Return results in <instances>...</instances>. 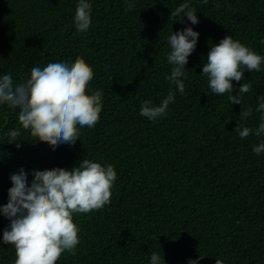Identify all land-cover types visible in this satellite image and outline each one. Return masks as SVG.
<instances>
[{"label":"trees","instance_id":"16d2710c","mask_svg":"<svg viewBox=\"0 0 264 264\" xmlns=\"http://www.w3.org/2000/svg\"><path fill=\"white\" fill-rule=\"evenodd\" d=\"M87 31L74 24L78 0H0V77L14 83L30 78L33 67L74 62L93 69L88 92L103 93L94 127L80 128L74 145L53 149L19 123V108L0 104V205L8 203L10 176L21 168L71 170L82 159L113 165L117 179L110 203L73 214L79 228L76 254L65 251L56 264H151L157 253L165 264H264V142L254 133L240 138L234 129L257 128L264 101V64L244 70L232 95L250 83L241 104L230 93L212 94L202 75L210 46L225 36L264 56V0H88ZM197 12L198 24L170 18L181 3ZM192 27L197 45L185 65L180 93L165 77L173 65L168 37ZM175 93L166 115L150 120L141 105H159ZM252 108L247 119L240 112ZM20 129L19 141L8 133ZM20 147L17 148L16 144ZM10 221L0 214V264H14L15 248L2 235Z\"/></svg>","mask_w":264,"mask_h":264},{"label":"clouds","instance_id":"9594fccd","mask_svg":"<svg viewBox=\"0 0 264 264\" xmlns=\"http://www.w3.org/2000/svg\"><path fill=\"white\" fill-rule=\"evenodd\" d=\"M207 3V0H203ZM92 5L88 0H78L74 14L77 31L85 32L91 24ZM186 17L193 25L198 24L197 12L189 3H181L170 18ZM199 33L192 27L173 32L168 37L171 47L167 57L173 65L171 74L165 78L176 85L180 93L185 85L182 77L187 79L185 65L188 57L196 48ZM264 42V41H262ZM264 64V56L251 48L225 36L210 46L206 63L202 66V75L208 78L212 94L222 96L230 93L231 104H241L240 96L248 93L250 83H243L237 95H232L233 81L239 82L244 70L258 72ZM92 67L82 58L73 62H53L47 66L33 67L30 78L21 83H14L11 73L0 77V104L10 108H19L18 120L24 130H29L37 141L47 143L53 149L59 144L74 145L79 139L80 128L94 127L102 111L103 93L95 90L88 92V85L93 79ZM175 93L169 90L161 103L153 105L145 100L140 108V115L150 120L166 115L169 104L174 102ZM256 111L261 112V122L257 128L241 127L234 129L240 138L250 134L264 135V101L258 102ZM252 113L249 107L241 111L243 121ZM20 129L11 130L9 143L17 140ZM19 148L20 144L17 143ZM257 155L264 152V142L253 146ZM29 185L28 174L23 168L10 176L12 187L8 189V203L0 205V214L10 224L4 229L2 241L15 248L14 264H56L65 252L76 254L79 244V228L74 222L73 214L89 213L103 208L111 200V189L117 179L113 165L103 166L99 162L82 159L71 170L56 167L48 170H33ZM189 260L188 264H198ZM151 264H165L157 253H151ZM216 264H224L216 259Z\"/></svg>","mask_w":264,"mask_h":264}]
</instances>
